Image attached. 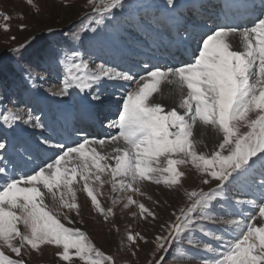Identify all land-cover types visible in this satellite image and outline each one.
I'll return each instance as SVG.
<instances>
[{"label": "snow or ice", "instance_id": "6c2138e0", "mask_svg": "<svg viewBox=\"0 0 264 264\" xmlns=\"http://www.w3.org/2000/svg\"><path fill=\"white\" fill-rule=\"evenodd\" d=\"M26 2L39 13L34 0ZM61 4L70 6L67 0ZM86 4L95 14L90 23L100 24L113 9L122 7V0H86ZM0 15L5 21L10 19ZM25 27L20 25L21 30ZM3 29L7 32L9 26L4 24ZM73 40L83 46L80 35L74 33ZM194 42L189 59L164 66L145 63L140 72L103 63L90 66L75 45L57 48L54 45L59 42L47 37L34 36L10 50L18 57L16 67L9 70L0 63V87L10 86L3 80L6 71L21 76L26 72L31 79L33 66L55 63L62 76L59 95L78 90L102 105V95L95 89L111 83L123 91L115 100L114 116H105L107 127L115 133L85 135L69 145L53 144L48 137L34 145L17 144L15 151L26 162L37 149H58L30 170H17L14 165L8 175L2 154L9 145L0 135V264H26L25 256L39 252L42 246H53L64 264H115L114 257L103 253L87 233L61 221L74 225L70 214L80 216L78 192L86 193L105 221L115 216L114 208L121 203L115 194H126L123 208L135 206L141 219L157 220L156 212L134 198L146 196L142 188L147 183L183 190L185 197V205L160 224L162 233L153 238L156 249L149 264H164L173 245L197 228L203 237L218 243V248L203 244L213 255L202 258L201 264H264V2L248 25H217ZM167 99L170 105L164 102ZM24 115L21 109H5L0 113V127L14 129L20 122L32 123L30 111L27 120ZM32 126L44 127L39 118ZM197 128L214 130L218 143L209 146L197 137ZM258 162L262 179L257 186L262 191L257 200L243 202L248 205L247 214L235 211L240 200L231 205V215L239 219L221 221L208 214L215 204L229 203L227 190ZM188 165L200 175L202 185L215 186L185 188L186 173L181 166ZM105 184L114 194L109 197L113 207H103L98 199ZM201 221L223 224L226 231L216 235ZM126 239L135 246L133 256L139 250L138 242L149 243L140 232H128Z\"/></svg>", "mask_w": 264, "mask_h": 264}, {"label": "rangeland", "instance_id": "374dc122", "mask_svg": "<svg viewBox=\"0 0 264 264\" xmlns=\"http://www.w3.org/2000/svg\"><path fill=\"white\" fill-rule=\"evenodd\" d=\"M162 1L167 2V0H122V7L113 9L102 23L96 24L94 21L90 23V17L95 16V14L87 6L86 0H67V4L70 6H62L61 0H34V4L39 7L38 14L35 8L27 4L26 0H0V13L7 14L10 17L8 21H5L3 15H0V63L9 70L16 67L18 57L10 50L25 44L34 36H39L47 37L50 41H58L59 44L54 45L57 48H63L66 44L75 45L83 53V58L89 60L90 66L103 63L106 66L118 69H132L134 72H140L143 64L151 63L152 60L157 63L161 62V66L169 65L168 58H155L158 49H165L162 44L163 38L166 36L172 37L170 27L165 23L161 13ZM259 1L261 3L264 2V0ZM174 3V7L177 8V14L181 18V25L177 27L178 32L181 33L183 31L181 28L189 20L193 18L198 20L199 18L201 24L194 32L195 37L199 39L204 33L222 24L220 23L222 20H219V13L225 11L227 0H174ZM261 7L262 5H259V7L257 5L248 7L246 3L239 4L235 9L236 11H241L242 15L237 18V23L233 25H238L239 22L242 23L241 27L248 25L250 20L255 19ZM86 13L90 14V16L86 17ZM217 19L219 22L215 24ZM4 24L9 26V31H4ZM21 24L27 25V27L21 30ZM107 27L121 42L120 44L111 41L112 51L92 39L91 30H103ZM49 28L53 30L52 33L48 32ZM85 29L87 30L85 31ZM74 33L81 36L83 46H80L79 41L73 40ZM131 36H134L136 40L143 41L144 44L149 43L151 51L148 49L146 54L137 52H131L129 55L119 54L120 46L132 44ZM11 37H15V39L13 40ZM64 50L67 49L64 48ZM139 54L143 55L142 61H136L135 59ZM168 57L170 56L168 55ZM23 66L27 67V64L23 63ZM45 68H47V71L44 70ZM31 72L32 77L29 79L26 72L21 76V74L6 71L3 80L6 85L10 86L6 88L0 87V113L5 109H21L25 113L24 120H27V114L30 111L33 117L32 123H18L19 127L30 129L28 130L30 131L28 133L30 139L36 142L48 137L53 141L61 136L64 131L72 137L82 135V133L87 136H95V128L100 131L97 136L104 137L108 135L107 127L103 124V120H97V124L94 125L90 117L78 107L79 104L76 103V99H74L72 94L76 90H70L66 95L58 94L62 88V76L59 74L55 63L42 65L40 68L33 66ZM109 84L111 83L97 89L101 92L103 100L109 97L112 98L104 101L102 105L97 102L94 108L99 109L97 112L102 115L109 114L108 116L111 118L117 110L115 100L121 94L115 93L113 86ZM120 90L123 91V89ZM111 93L113 94L111 95ZM39 94L50 96L70 106L72 109L71 122L64 129L60 128V131H58L55 124L51 127L48 126L42 115ZM81 94L82 97L86 96L85 93ZM49 100H51L49 97H45L44 102L50 107L49 111L52 112V105ZM80 100L83 101V99ZM37 118L44 125L45 133L40 134L37 131L38 129L32 126ZM211 131L215 133L214 130ZM215 134L216 136L218 135L217 133ZM0 135L6 137V141L11 138L13 150L20 142L27 141L15 129H9L6 126L0 127ZM218 141L219 136H217L215 143H218ZM52 151L55 152V150ZM49 156L51 155L43 152V149H37L33 151L31 161L26 162L15 151V153H5L3 161L8 165V169L11 172H13L14 165L17 170L23 169L27 171L47 160ZM181 170L186 173L185 178H183V184L189 190L194 187H203L208 190V188L215 186L214 183L202 185L200 175L191 165L181 166ZM261 170V165L258 162L248 174L234 181L230 186V190H227L229 203L222 201L219 204H215L214 210L208 214L218 217L221 221L231 218L239 219L240 217L231 215L234 211L231 205L240 200L241 203L235 205V211H243L246 215L248 205L243 202L257 200L260 197L262 190L257 185L262 179L260 176ZM106 186L101 189L103 195L98 196V199L103 207H113L109 197L114 194L111 192V186L108 184ZM142 191L146 193V196H136L134 198L145 203L146 206L156 212L157 220H151V218L149 220L141 219L139 210L135 206H130L127 209L123 208V200L126 198V194H115L121 197V203L114 208L115 216L105 221L91 205L86 193L78 192L77 201L81 204L80 216L77 217L74 212L70 214L74 220V225H67V221L64 220L61 222L65 223L66 226L79 227L87 233L88 237L103 253L114 257L115 264H149V261L154 259L152 253L156 249V245L152 243L153 238L157 234L162 233L160 224L169 218L172 211L185 205V197L183 190L169 189L163 184L147 183L142 188ZM148 196H151L152 199L148 200ZM133 212L136 213L135 216L132 215ZM81 220L83 223H81ZM201 223L215 231L216 235H221L226 231L223 224L212 225L207 221H201ZM128 232L132 234L140 232L149 241L148 244L138 242L139 250L134 256L132 255V249L135 246L129 245L126 239ZM189 240L192 243H189ZM204 243H211L214 248H218V243L215 240L211 237H203L199 228L195 229L189 234L188 238L182 242L177 241L173 245L166 255L164 264H201L202 258H210L213 255L203 249ZM55 252L56 249L53 246H42L39 252L32 251L25 256L26 264H64L55 255ZM6 254L14 255L7 251ZM159 255L160 253H156L157 257ZM77 264H84V262L77 261Z\"/></svg>", "mask_w": 264, "mask_h": 264}, {"label": "bare ground", "instance_id": "6f19581e", "mask_svg": "<svg viewBox=\"0 0 264 264\" xmlns=\"http://www.w3.org/2000/svg\"><path fill=\"white\" fill-rule=\"evenodd\" d=\"M259 2H260L259 0H227V4L225 5V11L219 13V18H220L219 20H222V22H220V23L237 22L236 20H237V18H240L241 12L238 10L236 11L235 7L238 6L239 4L246 3V5L248 7H253L255 5H257L259 7V5H262V3L261 2L259 3ZM174 4H175L174 0H173L172 5L167 4V2H165V1L161 2V13H162L163 17L166 19V23L170 27L169 29L172 33V37L166 36L163 38L162 44L165 47V49H163V48L158 49V52L156 53L157 55L155 56V58H157V59H163L164 57L168 58L169 59V61H168L169 65L176 63L178 61H183L184 59H186V57L184 55L182 57V55L180 54L181 51L184 50V52H187V54H188L189 52H191V49L196 47V44L194 41L197 40V37H195L194 32H195V29H197L199 27V24H201V22L199 21V18H198V20L196 18L195 19L193 18L192 20H189L187 22V24H184V27L181 28L183 31L181 33H179L177 27H179L181 25V23H180L181 18L177 14V8L174 7ZM260 9L261 8H259V10ZM219 20L217 19V22H215V24H217L219 22ZM241 24H242L241 22L238 23L239 26ZM185 29H187V31H185ZM153 32H155V30H153ZM91 33H92V39H94L95 41H98L101 44L105 45L111 51H112V46L110 44L111 41H113V42L115 41V42L121 44L119 39H117L116 35H114L112 33V31L111 32L109 31L108 27L106 29H103V30H101V29L95 30V31L91 30ZM159 34H161V33L159 32ZM130 39L132 40V44L129 46H127V45L120 46L119 54L129 55V54H131V52L146 54L147 50L149 48H151L149 43L144 44L143 41L136 40L134 36H131ZM167 52H169V53L167 54ZM168 55L170 57H168ZM189 57L190 56H188L187 58H189ZM135 59H136V61H142L143 55L139 54L135 57ZM160 63L161 62L157 63L156 61L152 60L151 63L148 62L147 64H149L151 66V65H157V64L160 65ZM109 85L113 86L112 84H109ZM113 88H114L113 91H115V93H119V94L122 93V90H120L119 88H117V87H113ZM95 91L100 92L98 89H95ZM72 94H73L74 99H76V103L79 104L78 107L84 112V114H87L90 117V119L92 120V123L94 125H96L97 120L100 119V120H103V124H105L107 127V124L109 121L105 120V116H108L109 114L102 115L99 112H97V111H99V109L94 108L95 105L97 104V101L91 100V94H86L85 97H82L81 96L82 94L79 93L78 90H76L75 93L72 92ZM108 94L110 95V93H108ZM112 94L113 93H111V95ZM45 97H49L51 99V100H49V102L51 103L52 108L54 109L52 112L48 111V108H50V107L47 104H45V102H44ZM110 98H112V97H109V98L105 99L104 101H106V100L108 101ZM39 99H40L41 103H43L42 114L44 116L45 121L48 123L49 127H51L53 124H55L56 129L58 131H60V128H63L65 124L70 122L69 117L72 114V109L70 108V106L66 105L62 101H59L55 98H51L50 96H45L43 94H39ZM80 99H83V101H81ZM164 102L166 104H169V105L172 103V101L170 99H167ZM14 129L17 131V133H19L21 136H23L29 142L30 145L35 144V142L29 138V134H28L30 132V131H28V130H30L29 128H27V127L22 128V127L16 126ZM36 129H38L37 131L40 134L45 133L43 128L42 129L36 128ZM107 131H108V135H109V134L114 133L115 129H110L107 127ZM99 132L100 131H98V128H95V131H94V133L96 134L95 136L99 135ZM201 132H203V136H200ZM195 134L197 135L198 138L204 139L205 143H207L209 146L213 145L217 141L218 135L216 136V134L213 133L211 131V129H199V128H197L195 130ZM83 136H85V135L82 133V135L72 137L66 131H64V133L61 136H59L58 138H55V140L51 141V143H53V144L64 143L66 145H69V144H73L76 140L82 138ZM89 137H94V136H89ZM7 143L9 145L7 152L15 153V150H13V142H12L11 138H8ZM52 150L58 151V149L49 148L47 150L43 149V152H47L50 155H52L51 154L53 152ZM7 152H5V153H7ZM5 153L2 154L3 158H4ZM12 173L13 172H11L8 169V175L10 176ZM190 173H191V171H190ZM104 186L107 187L106 184Z\"/></svg>", "mask_w": 264, "mask_h": 264}]
</instances>
